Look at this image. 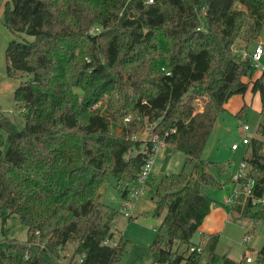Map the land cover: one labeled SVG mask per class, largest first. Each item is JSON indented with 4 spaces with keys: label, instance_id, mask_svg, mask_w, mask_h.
Segmentation results:
<instances>
[{
    "label": "trees",
    "instance_id": "16d2710c",
    "mask_svg": "<svg viewBox=\"0 0 264 264\" xmlns=\"http://www.w3.org/2000/svg\"><path fill=\"white\" fill-rule=\"evenodd\" d=\"M148 1L4 3L1 22L13 36L4 50L6 74L20 80L13 100L22 120L0 115V223L3 231L16 219L26 240L5 239L0 264H57L72 245L80 264L119 261L130 243L120 236L104 244L118 212L99 201L100 190L113 177L125 199L157 142L185 159L178 173L155 184L153 216L160 222L148 246L152 263L246 264V255L235 262L217 254L216 235L201 234L196 244L192 238L214 205L202 186L232 184L225 165L201 159L219 114L247 92L258 96L264 113V71L232 57L237 41L258 40L264 0ZM103 96L105 109L97 112ZM203 96L197 111L194 100ZM256 134L264 135V123ZM250 146L243 160L251 195L224 208L258 223L264 221L263 142ZM193 246L200 252L189 253ZM252 257L264 264V242Z\"/></svg>",
    "mask_w": 264,
    "mask_h": 264
},
{
    "label": "rangeland",
    "instance_id": "374dc122",
    "mask_svg": "<svg viewBox=\"0 0 264 264\" xmlns=\"http://www.w3.org/2000/svg\"><path fill=\"white\" fill-rule=\"evenodd\" d=\"M6 1L7 0H5V2ZM1 5L3 4L0 3V6ZM1 18L0 14V111L1 115L10 119L15 117L20 122L22 120L19 114L20 106L15 104L13 100V92L20 80L7 76L4 59L5 47L13 36L3 27ZM95 31L96 29L93 32ZM22 36L25 39H30V37L26 35ZM259 41L264 49V26L258 40L248 44L247 47L243 42L237 41L233 46L232 57L235 59L244 58V55H248L253 51ZM236 44H238V46ZM262 63L264 64V55ZM254 75H259V73L255 72ZM251 96L252 98L249 102H247V96L243 99L248 104V107L242 119H239L235 115L238 109L245 104L242 102V98L238 99V96H234V98L232 97L226 103V111L219 114L201 153V159L203 161L225 165L229 178L232 174L236 173L243 157L245 156L247 158L250 155L251 146L247 148L241 145L242 125L248 126L250 134L253 135V140L263 142L264 146V135L260 136L256 134L258 123H260V121L264 122V113L260 114V109L257 107V97H253L254 94H251ZM202 99H204V96L203 98L197 97L194 100L197 109L202 107L204 101ZM106 101L107 97L103 96L94 106V110L103 112ZM237 107L238 109L236 110ZM120 129L118 125H112L113 133H119ZM138 138H141V136L139 135ZM233 144L239 146L238 150H231ZM263 146L260 151L261 154H264V151H262ZM184 159V154L169 145L157 149L152 158L150 175L148 181L145 183L144 194L140 195L137 199H132L130 202L132 209L129 213L132 219L124 216L121 211L124 199L121 197V188L120 186L117 187L116 180L110 177L109 181L101 188V201L117 210L118 215L115 218L116 229L120 230L123 237L130 243L129 250L114 264H147V262L151 260L148 246L154 239L155 228L160 222V218L153 216L157 200L154 195L155 184L162 175L178 173L181 170ZM207 171L215 175L216 169L211 167L208 168ZM232 188L233 185L231 183L223 187V189H218L211 185H203L201 192L208 195L214 202H219L222 196L224 197L231 192ZM200 227L201 228L193 235V241H196L201 234L213 236L212 234L215 233L216 236H218L217 254L222 256L225 255L235 262H238L244 255H246V257H252V254L258 251L264 242V221L254 223L249 219L239 218L234 212L224 215L221 221L217 218L215 219V217H210L209 220L205 218ZM4 228L5 229L2 231L0 223V244L5 239L15 240L17 242H24L26 240V229L16 219H9ZM202 228L212 229V231L217 230L214 233H209L202 230ZM247 233H250V242L244 244L242 240ZM117 240L118 236L114 235L111 244H114ZM73 250L74 245L61 251L59 253V260L56 263L76 264L77 257H73Z\"/></svg>",
    "mask_w": 264,
    "mask_h": 264
},
{
    "label": "built area",
    "instance_id": "2783aa9c",
    "mask_svg": "<svg viewBox=\"0 0 264 264\" xmlns=\"http://www.w3.org/2000/svg\"><path fill=\"white\" fill-rule=\"evenodd\" d=\"M152 0H149L148 3H151ZM94 31V28L90 30L92 33ZM264 55V49L261 45H256L253 51L248 54L244 55V58H248L250 61L251 67L255 69L258 72L264 71V64L262 63V58ZM94 108V107H93ZM197 111H201V108L197 109ZM260 123H264L263 121H260ZM242 140L241 145L249 147L251 145V142L253 140V135L250 134L249 128L246 125H242ZM157 145L154 147V151L156 152L157 149L163 144L161 142H157ZM239 146L237 144H233L231 146V150L236 151L238 150ZM264 151V146L263 150ZM152 158L144 165L143 170L141 172V175L139 177V180L135 184H131L127 186V196L124 199V207L130 208V202L132 199H137L140 195L144 194L145 189V183L148 181L149 175H150V166H151ZM248 172H249V166L245 160L242 159L240 162L238 169L236 173L232 174L230 176L233 188L231 192L227 195L225 198V206L230 207L240 196L248 197L251 195L252 187L254 185L253 180L248 179ZM259 202L255 199H252V203ZM260 202L264 203V199L260 200ZM124 216L129 217L127 212H122ZM249 233L245 234L243 237L242 243L248 244L250 242ZM104 244H111V241L107 239ZM194 250L197 252H200L201 248L197 247H191L189 248L188 252L191 253ZM81 257L77 258V263H81ZM246 264H254V260L252 257H246L245 258ZM206 264V263H203Z\"/></svg>",
    "mask_w": 264,
    "mask_h": 264
},
{
    "label": "crops",
    "instance_id": "0c3cea01",
    "mask_svg": "<svg viewBox=\"0 0 264 264\" xmlns=\"http://www.w3.org/2000/svg\"><path fill=\"white\" fill-rule=\"evenodd\" d=\"M5 3V0H0V3L1 4H3V5H1L0 6V10H1V16H2V11H3V6H4V3ZM264 26V25H263ZM237 46H238V44H236ZM256 45H261V42L259 41ZM247 47V46H246ZM233 49H234V47H233ZM232 49V50H233ZM247 96V102H249V100L252 98V96H251V93L250 92H247L243 97L242 96H238V99L239 98H242V102L243 103H245V104H247L243 99H245V97ZM237 97V96H236ZM253 97H257V107L260 109V103H259V98H258V96L257 95H254ZM234 98V97H233ZM242 103V104H243ZM241 104V103H240ZM248 105V104H247ZM238 109V107L236 108V110ZM0 115H1V111H0ZM119 132H120V130H119ZM115 134H118V133H115ZM163 146H166V144H162L160 147H163ZM229 194V193H228ZM227 194V195H228ZM227 195H225L224 197L222 196V199L219 201V202H214V205H213V207H211V211H210V213H209V215L206 217V220L208 219H210V217H215V219L217 218V219H219V221H221L223 218H224V215H227L228 213L226 212V210H225V208L223 207V206H225V198L227 197ZM124 202H125V200H124ZM223 204V205H222ZM218 206H221V207H218ZM122 212L124 211V212H127L128 213V215H129V217L128 218H131L132 219V217H131V215H130V213H129V211L132 209L131 208V205H130V208H125L124 207V203H123V205H122ZM205 223V222H204ZM201 228V227H200ZM118 229H116V225H115V221H114V226H113V228H112V230H111V232H112V234H113V237H112V239H111V242H112V240H113V238H114V235H117L118 236V238L120 237V236H123L122 235V233H121V231L120 230H118ZM202 230H205L206 232H209V233H214V232H216V230H213L212 231V229H206V228H202ZM212 235H216L215 233L214 234H212ZM249 235H250V233H249ZM199 237V236H198ZM199 239V238H198ZM198 239L196 240V241H193V238H192V242L194 243V244H196V243H198ZM217 245H218V243H217ZM216 250H217V246H216ZM216 253H218L217 251H216ZM223 256H225V255H223ZM227 257V256H226ZM147 264H153L152 263V260H149L148 262H147ZM183 264V263H182Z\"/></svg>",
    "mask_w": 264,
    "mask_h": 264
},
{
    "label": "water",
    "instance_id": "95a60500",
    "mask_svg": "<svg viewBox=\"0 0 264 264\" xmlns=\"http://www.w3.org/2000/svg\"><path fill=\"white\" fill-rule=\"evenodd\" d=\"M99 201L101 202V199Z\"/></svg>",
    "mask_w": 264,
    "mask_h": 264
}]
</instances>
